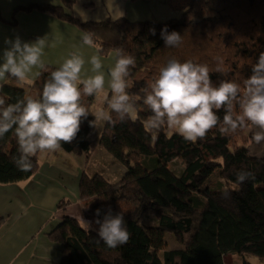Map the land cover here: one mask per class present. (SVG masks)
I'll return each mask as SVG.
<instances>
[{
	"label": "trees",
	"instance_id": "16d2710c",
	"mask_svg": "<svg viewBox=\"0 0 264 264\" xmlns=\"http://www.w3.org/2000/svg\"><path fill=\"white\" fill-rule=\"evenodd\" d=\"M76 1L34 4L15 11L49 12L83 33L91 32L102 48V57L115 49L132 55L136 64L130 69L128 91L134 96L143 95L171 58L206 64L214 85L225 80L242 85L258 56L264 53V0H169L174 15L167 20L130 21L123 17L99 23L74 16ZM165 26L169 32L181 34L178 47L165 46L160 34ZM150 29H155V35ZM48 65L50 70L56 67ZM217 67L225 71L217 72ZM48 76L49 72H44L33 84L23 86L6 81L0 97L6 103L38 97ZM93 98L83 97L82 104L88 108ZM137 108L139 120L114 126L104 122L96 141L88 138L93 120L88 115L75 139L62 143L60 149L82 155L86 164L93 149L99 147L124 168L115 182L82 170L78 191L80 202H86L94 215L99 209L101 219L109 208L113 215L122 212L130 239L109 248L95 231H86L75 215L63 214L47 234L49 240L63 244L67 251L59 264H225L228 253L240 255L242 262L236 264H250L247 255L264 262V156L251 153L247 129L226 135L213 129L204 140L191 143L165 128L153 140L142 123L150 112L139 103ZM224 114L223 110L217 113L221 121ZM18 155L13 130L0 138V184L26 180L39 168V153L32 157L33 166L28 172L18 170L14 164ZM215 170L218 176L212 181L210 176ZM241 170L253 172L255 179L246 181L225 199L222 192L231 189ZM69 203L63 199L57 208ZM166 232L172 233L182 247H166Z\"/></svg>",
	"mask_w": 264,
	"mask_h": 264
},
{
	"label": "clouds",
	"instance_id": "9594fccd",
	"mask_svg": "<svg viewBox=\"0 0 264 264\" xmlns=\"http://www.w3.org/2000/svg\"><path fill=\"white\" fill-rule=\"evenodd\" d=\"M124 16L116 0H106L105 16L94 19L98 23L102 19L116 22ZM150 31L155 35V29ZM160 34L166 47L174 48L182 43L181 34L169 32L166 26ZM4 43L7 47L0 57V88L9 77L31 85L44 72H49L38 97L27 96L15 103H6L0 97V138L14 130L19 155L13 162L22 172L32 169V157L37 153L56 152L62 143H71L89 113L94 117L90 122L94 128L98 121L113 126L135 122L140 119L138 103L150 112L142 123L153 140L165 128L191 143L204 140L213 129L225 135L247 129L251 146L264 145V53L258 56L242 85L230 80L214 85L206 64L171 58L159 69L143 95L134 96L128 91L131 87L128 77L130 69L135 67V58L122 49L114 50V63L107 68L106 89L105 65L99 55L102 48L91 32L82 35V44L95 49V54L86 61L82 53L73 51L51 70L43 57L45 50L55 47L56 42L50 41L48 35L33 42L22 41L17 35L6 37ZM86 63L90 68H85ZM215 71L225 70L217 67ZM89 96L98 102L95 111L82 104V98ZM220 110L225 113L222 121L217 115ZM255 154L264 156V152ZM254 179L251 171L237 172L231 189H225L222 196L229 198L231 191H238L246 181ZM95 216L93 221L81 218L86 231H95L109 248L128 242L130 233L122 212L113 215L109 208L101 219L97 209Z\"/></svg>",
	"mask_w": 264,
	"mask_h": 264
},
{
	"label": "crops",
	"instance_id": "0c3cea01",
	"mask_svg": "<svg viewBox=\"0 0 264 264\" xmlns=\"http://www.w3.org/2000/svg\"><path fill=\"white\" fill-rule=\"evenodd\" d=\"M168 1L116 0L125 13L124 17L130 21L171 18L174 14ZM34 4L59 5L60 0H0V57L7 47L4 39L17 35L25 42L48 35L56 46L47 48L43 59L46 64L56 67L73 51L82 53L86 61L95 54V49L82 44L84 33L73 24L36 9L15 11ZM105 12L106 0H77L72 7V13L81 21H96L94 18H103ZM100 58L105 65L107 89V68L114 63L113 52ZM85 68L90 65L86 63ZM44 165L43 171L39 166L26 180L0 184V264H59L67 252L63 244L49 240L47 234L62 218L57 208L61 200L68 199L67 206L81 203L78 183L84 158L78 160L71 170L52 162Z\"/></svg>",
	"mask_w": 264,
	"mask_h": 264
},
{
	"label": "rangeland",
	"instance_id": "374dc122",
	"mask_svg": "<svg viewBox=\"0 0 264 264\" xmlns=\"http://www.w3.org/2000/svg\"><path fill=\"white\" fill-rule=\"evenodd\" d=\"M163 19V18H161ZM11 80V81H10ZM14 81V82H13ZM8 83L12 85H22L21 82L15 81L12 78H9L7 80ZM16 82V83H15ZM23 86V85H22ZM99 107L98 102L96 101L95 97L91 101L90 106L88 109L90 111H95ZM106 107V106H105ZM89 116L94 119L91 113H89ZM97 127L94 128L92 127L88 138L92 141H96L99 138V135L101 133V130L104 125V121H98ZM248 131V130H247ZM249 139L251 140L250 133H247ZM250 151L252 154L258 153V152H264V145L262 146H251L250 145ZM256 155V154H255ZM71 156V157H70ZM73 156V157H72ZM39 158H40V163L39 166L41 167V171L45 169V162H52L55 163L57 166L62 167L63 169H73L75 167L76 162L82 161L83 156L78 157L76 155L72 154H67L63 152L62 150H58L56 153L52 155V152L49 153H39ZM143 159V157H142ZM87 174L90 176L95 175V174H100L104 178L115 182L118 181L123 173H124V168L116 161L114 160L110 155H108L104 150H102L99 147H95L93 149V153L88 160L86 164H84V169H83ZM218 170H215L212 175L210 176L211 180H215L218 176ZM66 181V180H65ZM70 183V182H69ZM71 186V184H69ZM58 213L60 215L71 213L75 215L78 220L80 221L81 225H83V220L87 221H93L96 219L95 215L93 214L91 207L86 205V202L83 203H76L73 205H68L64 208L58 209ZM83 220H82V219ZM94 227H98L94 225ZM165 239L167 240V246L168 248H174V247H182L174 238V235L172 233L166 232L165 233ZM246 261L249 262L250 264H264L263 259L260 257H257L255 255H247L245 257ZM236 262L241 263L242 258L240 255L235 254V253H228L224 256V263L225 264H236Z\"/></svg>",
	"mask_w": 264,
	"mask_h": 264
}]
</instances>
